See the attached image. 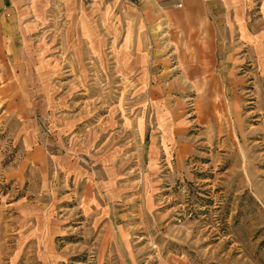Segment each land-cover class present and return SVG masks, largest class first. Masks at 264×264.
<instances>
[{
  "label": "rangeland",
  "instance_id": "obj_1",
  "mask_svg": "<svg viewBox=\"0 0 264 264\" xmlns=\"http://www.w3.org/2000/svg\"><path fill=\"white\" fill-rule=\"evenodd\" d=\"M22 5L34 28L0 56V264H264V0L209 72L182 55L127 75L112 48L76 53L64 5Z\"/></svg>",
  "mask_w": 264,
  "mask_h": 264
},
{
  "label": "crops",
  "instance_id": "obj_2",
  "mask_svg": "<svg viewBox=\"0 0 264 264\" xmlns=\"http://www.w3.org/2000/svg\"><path fill=\"white\" fill-rule=\"evenodd\" d=\"M32 1L33 8L40 12L58 3L64 5L71 20L73 19L69 37L74 41L76 53L87 49L88 54L102 56L107 49L112 48L116 70L124 75L133 71H149V65H154L161 57L164 59L182 55L193 57V61L200 65L198 71L209 72L212 68L206 64H210L214 55L228 54L230 31L238 32L239 39L250 33L247 15L256 2L90 0L89 8L80 5L84 12L80 15L79 3L85 0ZM22 2L23 0H0V56L17 54L13 42L28 36L34 28L33 20L27 17L28 11L23 8ZM6 39L10 40V44L6 45ZM218 40H221L219 45ZM25 119L26 117L22 118ZM32 125L29 122L24 126L29 145L33 140L32 130L35 134V130L30 128ZM68 172L76 171L73 166H68ZM108 178L111 179V175ZM79 180V183L86 182L84 201L92 211L96 209L99 213L101 194L98 191L95 193V187L99 188L94 183L95 177L84 175L81 178L79 175Z\"/></svg>",
  "mask_w": 264,
  "mask_h": 264
},
{
  "label": "built area",
  "instance_id": "obj_3",
  "mask_svg": "<svg viewBox=\"0 0 264 264\" xmlns=\"http://www.w3.org/2000/svg\"><path fill=\"white\" fill-rule=\"evenodd\" d=\"M126 2H133V1H135V0H125ZM181 5V4H180Z\"/></svg>",
  "mask_w": 264,
  "mask_h": 264
}]
</instances>
